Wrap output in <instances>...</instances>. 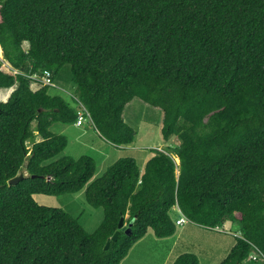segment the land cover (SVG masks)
Segmentation results:
<instances>
[{"label": "trees", "instance_id": "obj_1", "mask_svg": "<svg viewBox=\"0 0 264 264\" xmlns=\"http://www.w3.org/2000/svg\"><path fill=\"white\" fill-rule=\"evenodd\" d=\"M0 46V89L16 86L0 102V264H121L149 230L175 234L173 210L239 229L220 264H264V0H0ZM66 65L73 103L50 94ZM46 73L52 85L32 90ZM135 99L163 111L162 137L177 144L152 149L143 170L120 158L89 185L103 210L93 233L38 205L35 194L79 193L97 172L87 156L46 164L68 146L52 125L76 124L83 107L107 143L132 146ZM122 217L131 233L105 250Z\"/></svg>", "mask_w": 264, "mask_h": 264}, {"label": "rangeland", "instance_id": "obj_2", "mask_svg": "<svg viewBox=\"0 0 264 264\" xmlns=\"http://www.w3.org/2000/svg\"><path fill=\"white\" fill-rule=\"evenodd\" d=\"M25 45L27 46V44ZM0 58H3L2 49ZM3 69L9 71L11 69L10 64L5 62ZM43 85L41 82L34 81L31 84V88L36 91ZM15 88L16 86L12 87L11 90H9L10 88L0 89V94L6 93V96L2 97L0 95V102H6ZM50 94L60 95L66 101L73 103L72 95L76 94V86L72 81L70 65L62 68L57 83L50 89ZM124 121L137 132L134 144L124 148L107 144L104 147L105 153L96 152L95 148L99 147L100 144L98 140H95L98 136L91 129L92 125L88 119L84 121L83 126V129H86L88 134L81 137L79 144L74 138L78 129L74 124H53L51 131L55 134L65 135L68 139V146L62 153L46 164L53 163L61 157L78 159L87 156L92 158L98 165L97 172L85 189L79 193L60 196L35 194L33 196L35 202L40 206L59 208L66 211L73 218L78 219L87 232L93 233L102 222L103 210L94 208L86 202L85 190L89 185L100 179L107 168L120 158H134L138 165L141 166L145 152L151 153L152 149H165L167 146L177 144V140L174 141V138L169 142H165L162 137L160 128L163 122V111L160 108L152 107L139 99H135L126 107ZM32 127H36L35 122ZM41 140V136L37 135L36 141ZM28 145L29 147L32 146L31 143ZM136 146H139V148H133ZM176 162L179 163L177 157ZM169 214L176 224L175 234L166 238H158L152 230H149L131 248L121 264H173L176 258L185 252L198 256L200 264H220L235 244V238L241 234L235 226L209 231L189 222L176 210ZM177 219L184 221L181 224H177Z\"/></svg>", "mask_w": 264, "mask_h": 264}, {"label": "crops", "instance_id": "obj_3", "mask_svg": "<svg viewBox=\"0 0 264 264\" xmlns=\"http://www.w3.org/2000/svg\"><path fill=\"white\" fill-rule=\"evenodd\" d=\"M10 90H11V88H10ZM13 91H14V90H13ZM0 95L3 97V96H6V93H5V94H0ZM9 97H10V95H9ZM9 97H8L7 99H9ZM84 123H85V122H83L82 125L74 124V126L78 128V129H77V133H76V135L74 136V138H75V140L77 141L78 144L80 143V139H81V137H82V136L84 137V136H86V134H88L87 130H86V129H83ZM89 123L92 125V123H91L90 121H89ZM91 129L95 131V134L97 133V136H98V137H97L95 140H98V141H99V144H100L99 147H96V148H95V150H97L96 152L100 151L101 153H105V151H104V147H105L107 144H109V143H107L104 139H102V137L100 136V134L94 129L93 126L91 127ZM122 148H124V147H122ZM133 148H139V146H136V147H133ZM140 148H141V147H140ZM148 148H149V147H148ZM150 155H151V156H150ZM152 156H153L152 153L145 152L144 160H143L141 166H139L141 170L144 169L145 164L147 163V161H148ZM137 163H138V162H137ZM97 166H98V165H97ZM177 220H178V219H177ZM230 226L232 227V224H231L230 222H227V223L224 225L223 228H225V227L227 228V227H230ZM154 242H156V241H154ZM233 246H234V245H233ZM185 253H188V252H185ZM169 254H170V253H169ZM171 264H172V263H171Z\"/></svg>", "mask_w": 264, "mask_h": 264}, {"label": "water", "instance_id": "obj_4", "mask_svg": "<svg viewBox=\"0 0 264 264\" xmlns=\"http://www.w3.org/2000/svg\"><path fill=\"white\" fill-rule=\"evenodd\" d=\"M0 48L2 49V47L0 46ZM2 52H3V49H2ZM178 161L180 162L179 158H178ZM27 175L23 172H21L18 176L14 177L13 179H11L8 183L10 185H16L19 181H21L23 178H25ZM134 221H135V218H133L129 225H126L125 224V218L122 217L119 221V224H118V230L113 234V236L111 238H109L106 242V245H105V250H107L110 246V242L111 241H116L118 239V237L120 236V233L121 231L123 232H126L127 234H130L131 233V230H132V226L134 224Z\"/></svg>", "mask_w": 264, "mask_h": 264}, {"label": "built area", "instance_id": "obj_5", "mask_svg": "<svg viewBox=\"0 0 264 264\" xmlns=\"http://www.w3.org/2000/svg\"><path fill=\"white\" fill-rule=\"evenodd\" d=\"M41 83L44 84V85H52L51 76H50L49 73H46L45 74V76L42 79V82ZM85 114H87L86 113V110L83 107H80L79 112H78V121L76 123L77 125H82L83 124V122L86 119ZM183 221L184 220L180 219V220L177 221V224H181ZM257 258H258V256L255 255V254H253L251 256V259H253V260H256Z\"/></svg>", "mask_w": 264, "mask_h": 264}, {"label": "bare ground", "instance_id": "obj_6", "mask_svg": "<svg viewBox=\"0 0 264 264\" xmlns=\"http://www.w3.org/2000/svg\"><path fill=\"white\" fill-rule=\"evenodd\" d=\"M0 54H1V48H0Z\"/></svg>", "mask_w": 264, "mask_h": 264}, {"label": "clouds", "instance_id": "obj_7", "mask_svg": "<svg viewBox=\"0 0 264 264\" xmlns=\"http://www.w3.org/2000/svg\"><path fill=\"white\" fill-rule=\"evenodd\" d=\"M179 162V161H178Z\"/></svg>", "mask_w": 264, "mask_h": 264}]
</instances>
